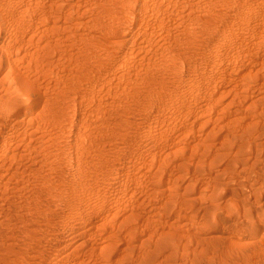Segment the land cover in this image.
Here are the masks:
<instances>
[{"label":"rangeland","instance_id":"374dc122","mask_svg":"<svg viewBox=\"0 0 264 264\" xmlns=\"http://www.w3.org/2000/svg\"><path fill=\"white\" fill-rule=\"evenodd\" d=\"M51 1L26 0L38 2L39 9L45 11L41 28L52 23L70 26L72 48L70 55L57 54L56 77L37 76L40 97L32 102H38L34 111L44 110L56 91L63 89L62 80L68 76L72 84L67 100L72 102L66 122L69 130L61 132L39 121L28 123L27 115L23 116L26 120L16 122V128H12L7 152L13 151L16 156L12 164L7 159L0 160V164H6L0 170V249L3 250L15 229L16 215L24 210L30 196H34L35 186L39 184L35 169L41 153L70 151L71 137L75 134L79 137L76 146L89 142L95 150L109 155H127L143 142L139 149L144 151L142 159L151 162L153 176L148 184L153 192L152 224L168 215L190 217V231L195 239L199 238L188 246L184 241L176 258L166 264H264V150L240 152L245 136L256 143L264 142L261 126L254 125L251 132L245 133L246 125L258 121V115L264 111V50L245 48L239 57L226 58L222 63L217 58L200 76L199 85L193 77L203 65H197L196 69L188 61L180 78L163 65L171 57V51L202 53L210 41L208 30L214 24L231 20L235 9L250 8L258 14L261 9L258 0H140L147 4V10H141L140 15L145 12L148 15V27L145 31L131 30L127 36L132 38L141 32L147 37L141 39L146 43L139 63L118 61L125 48L109 45L103 29V25H115V22L124 25L130 19L121 6L122 0H60L63 9L73 10L66 20L51 8L55 6ZM152 14L171 16L173 20L166 23L154 19ZM193 14L215 17L211 21L186 17ZM257 14H254L255 23L264 15ZM185 28L203 31L189 34L190 29ZM41 31L31 34L33 40L39 39ZM81 39L88 42L84 44ZM87 45L96 49L95 56L87 60L100 58L89 79L81 77L75 66L84 57L75 50ZM27 47L23 43L15 52L24 54ZM26 61L30 62L28 75L35 76L40 63ZM204 78L210 85H204ZM237 119L240 120L234 124ZM148 122L156 125L150 130L152 138L142 127ZM104 179L106 175L101 176ZM91 202L98 207L100 199ZM213 203L215 226L200 229V221L208 217ZM31 215L32 212L26 213L28 217ZM88 217L92 222L89 227L80 221L67 223L70 247L86 239V232L95 231L96 213L92 211ZM70 226L73 230H69ZM211 236L219 241L223 239V245L228 248L218 252L199 251L208 246L205 239ZM158 261L159 258L154 260Z\"/></svg>","mask_w":264,"mask_h":264},{"label":"bare ground","instance_id":"6f19581e","mask_svg":"<svg viewBox=\"0 0 264 264\" xmlns=\"http://www.w3.org/2000/svg\"><path fill=\"white\" fill-rule=\"evenodd\" d=\"M51 2L55 5L51 8L65 20L73 13L72 8L63 9L60 0ZM38 4L26 0H0V87L3 88V94L0 96V160L7 159L8 164H12V158L16 156L13 151H10V154L7 152L14 130L12 128H16V122L26 120L23 116L27 115L28 123L31 124L39 121L61 132L69 130L66 128V122L68 108L72 102L67 100L71 95L72 84L68 76L62 80L63 89L56 91L46 108L40 112L34 111L38 102L32 101H37L40 97L37 76L56 77L59 66L57 54L70 55L72 48L70 26L61 27L52 23L41 28L46 17L45 11L40 10ZM257 5L261 8L258 14L250 8L235 9L231 20L214 24L208 30L210 41L202 53L192 54L185 49L171 51V57L164 61V67L180 78L185 74L184 69L188 61L193 62L195 68L199 64L203 65V69L196 70L197 76L193 77L196 85H199L200 76L213 66L217 58V62L222 63L226 58L239 57L245 48L264 50V0H258ZM121 6L130 19L124 25L117 22L115 25H103V29L109 38V45L125 48L123 53L118 55V61L130 60L139 63L146 43L145 39H141L147 37L141 32L132 38L127 36L131 30L139 32L148 27V15L146 12L143 16L140 15L141 10H147V4L140 0H122ZM254 14H262L263 17L255 23ZM152 17L159 21L165 20L166 23L173 20L171 16L163 17L159 14H152ZM186 17L211 21L215 16L204 18L193 14ZM40 29L42 35L38 40H33L31 34ZM122 29L123 33L118 34ZM187 29H190L189 34L203 31L201 28H185ZM81 41H84V44L88 42L86 39ZM89 41L92 42V39ZM23 43L28 45L26 52H15ZM89 46L75 50L84 56L75 62V66L79 69V75L86 79L90 78L89 73L100 60L99 57L96 58L97 61L87 60L89 56L94 57L96 52L94 47ZM26 59L40 63L39 67H35V76L28 75L30 62ZM31 69H34L33 66ZM203 83L210 85L205 78ZM239 120H235L234 124ZM254 125L261 126L264 130V111L258 115V121L246 125L245 133L251 132ZM191 126L194 125L191 123ZM142 127L146 128L152 138L150 130L156 128V125L148 122ZM71 141L73 143L70 144V151L41 153L42 158L35 169L39 184L35 186L34 196H30L26 201L24 210L21 209V213L16 215L15 229L6 239L3 250L0 249V264H166L176 258L184 241L186 246L194 240L198 241L199 238L195 239L190 231V217L168 215L159 223L152 224L153 192L148 184L153 176L150 173L151 162L147 158L142 159L144 151L139 149L143 142L137 148L131 149L127 155H109L95 150L89 142L84 141L81 143H86L85 145L76 146L79 145V137L75 134ZM241 147L240 152L243 154L252 150L259 153L264 150V142L256 143L245 136ZM5 165L1 163L0 170ZM102 175H106L104 181L101 180ZM95 198L100 199L98 207L91 202ZM214 206L213 203L208 210V217H203L200 221V229L208 225L215 226ZM92 211L97 216V224L94 222L95 231L91 234L86 232V239L70 247L66 235L69 225L80 221L89 227L92 222L88 215ZM159 211L161 209L157 213ZM31 212L30 217L26 216V213ZM69 230L73 228L70 226ZM205 241L208 246L199 249L201 252H218L228 248L223 245L225 241H219L218 237L211 236ZM157 258L158 263L154 262Z\"/></svg>","mask_w":264,"mask_h":264}]
</instances>
